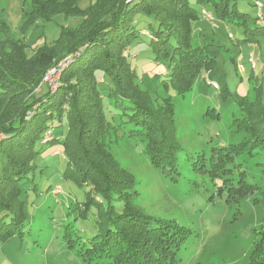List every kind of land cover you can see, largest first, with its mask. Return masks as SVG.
Wrapping results in <instances>:
<instances>
[{"label": "trees", "instance_id": "16d2710c", "mask_svg": "<svg viewBox=\"0 0 264 264\" xmlns=\"http://www.w3.org/2000/svg\"><path fill=\"white\" fill-rule=\"evenodd\" d=\"M79 1L22 0L29 2L32 11L24 15L21 34L37 18L50 21L62 13L77 21L74 28L61 30L52 48L36 51L31 59L25 56L23 39L12 37L5 18L0 21V243L23 235L27 216L21 200L22 187L31 182L35 160L41 153L37 147L61 144L66 161L64 179L89 185L93 191L78 216L86 217L88 204L98 210L97 234L85 246H97L98 254L102 253L108 264H176L189 232L174 223L133 211L127 202L129 196L120 197V191L126 193L131 183L123 180L119 185L118 174L111 167L106 169L107 165L115 166L118 172L120 167L108 153L102 156L107 165L95 156L104 150V140L111 135L113 123L106 118L109 108L118 111L123 121L119 126L135 128L123 131L121 137L140 139L142 153L154 166H173L180 150L174 145L170 99L161 100L157 106L152 104L150 95L136 82L127 58L128 48L140 35L148 36L155 61L167 67L168 81L162 87L170 86L183 97L203 72L212 69L216 56L223 51L219 43L198 45L193 41L195 24L201 18L193 6H210L216 19L242 26L243 43H256L264 35V16L259 13L251 19L237 11L235 4L239 0H91L85 9L78 7ZM256 2L259 1H254L255 7ZM138 15L152 20L146 31L141 29L139 33L135 30ZM62 59L68 64L60 66L62 82L55 79L59 88L51 93L43 78ZM120 64L123 74L118 69ZM98 78L102 83L96 82ZM37 87L40 91L35 92ZM263 100L264 88L259 86L239 124L249 138L213 152L230 158L235 153L264 156ZM104 101L108 103L106 109ZM63 119L67 132L61 140L52 131L54 122ZM220 181L218 192L231 191V182L224 178ZM249 190L227 193L228 198H241ZM116 202H124L123 213H114ZM254 251L260 252L251 264H264V251L258 247Z\"/></svg>", "mask_w": 264, "mask_h": 264}, {"label": "rangeland", "instance_id": "374dc122", "mask_svg": "<svg viewBox=\"0 0 264 264\" xmlns=\"http://www.w3.org/2000/svg\"><path fill=\"white\" fill-rule=\"evenodd\" d=\"M90 1L80 0L78 7L85 9ZM254 1L239 0L235 8L251 19L259 13L264 16V0H258L261 11ZM193 7L201 15L195 24L193 41L198 45L219 43L223 51L216 56L212 69L203 72L185 96L179 97L170 86L162 87L168 81L167 67L155 61L148 36L140 35L132 42L127 55L136 82L150 95L152 104L157 106L165 98L171 101L174 145L180 148L174 165L154 166L142 153L140 139L121 137L123 131L128 133L135 128L119 126L123 121L112 108L106 112L107 120L113 123L111 135L104 140V150L95 156L107 165L102 156L108 153L124 171L106 166L118 174L119 185L123 180L131 183L126 193L121 190L124 187L119 190L120 197L129 196L127 202L133 211L174 223L189 232L176 264H251L260 252L253 250L258 247L264 251V156L235 153L230 158L213 149L238 144L250 136L239 124L246 108L254 102L255 89L264 88V35L256 43H243L242 26L216 19L210 6ZM31 11L29 2L0 0V21L5 18L12 37L23 39L27 59L36 51L52 48L61 30L74 28L77 23L60 13L50 21L35 19L21 34L24 15ZM204 13L212 21L204 19ZM135 21L137 33L141 29L146 31L152 23L144 15L136 16ZM152 28L155 29L154 24ZM135 54V58L131 57ZM250 57L254 66L249 63ZM65 60L46 72L44 83L53 78L62 82L59 68L66 67ZM118 69L124 73L121 64ZM96 82L100 84L102 80L98 78ZM38 87L35 92L40 91ZM45 88L43 84L42 90ZM57 88L52 84L48 89L53 93ZM104 106L108 107L107 101ZM62 109L67 111L65 106ZM52 132L62 140L67 132L66 120L55 121ZM37 149L41 153L35 160L31 182L22 187L21 200L27 216L23 235L0 243V264H108L103 254H98L97 246H85L97 234V208L88 204L86 217L78 216L87 197L93 194L91 187L78 185L68 177L64 179L66 161L61 144ZM222 178L232 183L231 191L218 192ZM248 188L249 192L241 198H228L227 193L234 195ZM115 204L114 213H123L124 202Z\"/></svg>", "mask_w": 264, "mask_h": 264}, {"label": "built area", "instance_id": "2783aa9c", "mask_svg": "<svg viewBox=\"0 0 264 264\" xmlns=\"http://www.w3.org/2000/svg\"><path fill=\"white\" fill-rule=\"evenodd\" d=\"M256 5L258 6V7H257L258 10L260 11L261 8H262V5L260 4V2H256ZM204 19H207V20H209V21H212V18H211L207 13H204ZM250 63H251L252 66H254V63H253L252 59H250ZM56 77H57V76H56ZM54 80H55V78H53V80H51L49 83H47V82L45 81V79H44L45 83H47L48 85L55 84V83H54ZM51 82H52V83H51ZM210 86L213 87V88H217L216 85L213 84V83H210Z\"/></svg>", "mask_w": 264, "mask_h": 264}]
</instances>
